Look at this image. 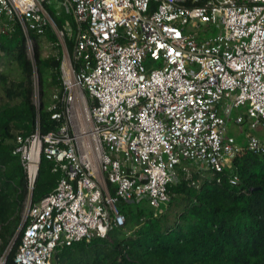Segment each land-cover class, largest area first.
Here are the masks:
<instances>
[{
    "label": "built area",
    "instance_id": "2783aa9c",
    "mask_svg": "<svg viewBox=\"0 0 264 264\" xmlns=\"http://www.w3.org/2000/svg\"><path fill=\"white\" fill-rule=\"evenodd\" d=\"M48 2L0 0V37L20 29L32 61L31 36L50 29L61 53L59 126L17 137L13 154L30 192L41 155L62 177L28 206L15 264H50L59 247L106 239L125 223L120 200L159 212L182 164L224 175L242 150L224 134L233 109L245 110L235 119L246 124L245 150L264 153L254 134L264 123V0H62L70 50Z\"/></svg>",
    "mask_w": 264,
    "mask_h": 264
},
{
    "label": "trees",
    "instance_id": "16d2710c",
    "mask_svg": "<svg viewBox=\"0 0 264 264\" xmlns=\"http://www.w3.org/2000/svg\"><path fill=\"white\" fill-rule=\"evenodd\" d=\"M48 13L58 31H64L66 23L74 28L69 16L53 10ZM31 39L33 64L20 29L12 38L0 37V63L6 61L17 68L12 69L14 80L6 72L0 73L5 101L0 106V263L6 253L4 264H15L22 232L29 222L26 219L21 224L27 196L31 194V206L37 204L62 177L55 164L41 155L30 192L20 158L13 154L17 137L25 140L36 130L41 135L55 132L59 122L51 116L62 110L54 98L62 93L56 35L47 29L43 36L32 35ZM45 43L52 44L53 53L43 57ZM66 44L70 50L67 37ZM34 76L38 105L32 100ZM52 90L56 91L53 97ZM260 126L264 123L254 134L264 143L256 134ZM245 144L222 176L205 172L187 177L182 169L189 164L178 167L174 182L168 186L170 201L157 213L146 201H118L116 210L124 217L123 226L112 227L106 239L59 247L50 264H264V153H249ZM228 175L235 176L238 183L230 185ZM193 182L197 186H192Z\"/></svg>",
    "mask_w": 264,
    "mask_h": 264
},
{
    "label": "rangeland",
    "instance_id": "374dc122",
    "mask_svg": "<svg viewBox=\"0 0 264 264\" xmlns=\"http://www.w3.org/2000/svg\"><path fill=\"white\" fill-rule=\"evenodd\" d=\"M55 8H56V4L53 6V9H55ZM185 29L187 31H189L190 33H192V34H195V30L193 28H191V25H188ZM215 34H216L215 31H210V32H207V33H204V32H201V31L198 32V35L201 38H206V37L207 38H209V37L212 38ZM65 41H66V37H65ZM41 50H42V56L43 57L49 56L50 54L53 53V48H51V46H49L46 43L42 45ZM31 54H33V48H32V50H30V53H29L30 57L32 56ZM12 69L17 70L15 65H7L6 61H5L4 64L2 62L0 63V73L6 72L8 74V76H9L10 80L16 79V75H14L16 72L13 71ZM51 92H52V97H53L56 94V91L52 90ZM38 97H39L38 93H35L34 96L32 97L33 103L35 105L39 104V99L40 98H38ZM2 98L3 97H2V94H1V91H0V106L5 102ZM239 115L245 116L244 108H239V109H233L232 110L230 117L227 118L224 134L227 137L233 138L238 143V146L243 148L244 141H245L246 124H243L241 126H238V125L235 124V119L237 118V116L239 117ZM256 134L258 135V137L264 138V126H260L258 128ZM187 169L189 170L190 176L194 175V174H197V173L202 174V173L206 172V171H204V169H200V168H197V167H194V166H190V167L187 166ZM210 174L213 175L212 173H210ZM176 176H177V171H176ZM30 195L31 194H29L27 196V198H26V200L24 202V208H23L22 215H21V217H22L21 224H23L25 222V220H26L28 206L30 205V201H31ZM11 243H12V241H11ZM5 256H6V253L3 254V257H2L3 260H4Z\"/></svg>",
    "mask_w": 264,
    "mask_h": 264
},
{
    "label": "bare ground",
    "instance_id": "6f19581e",
    "mask_svg": "<svg viewBox=\"0 0 264 264\" xmlns=\"http://www.w3.org/2000/svg\"><path fill=\"white\" fill-rule=\"evenodd\" d=\"M56 4V8L53 9V6ZM48 6L51 10L55 11L57 15L60 14H65L66 16H69V13L67 12L62 0H49L48 2ZM71 18V17H70ZM64 30L67 33V39L69 41L70 44H72V39H73V33H72V26L69 23H66L64 25Z\"/></svg>",
    "mask_w": 264,
    "mask_h": 264
},
{
    "label": "water",
    "instance_id": "95a60500",
    "mask_svg": "<svg viewBox=\"0 0 264 264\" xmlns=\"http://www.w3.org/2000/svg\"><path fill=\"white\" fill-rule=\"evenodd\" d=\"M4 261H5V259H4ZM4 261H3V262H1L0 264H4Z\"/></svg>",
    "mask_w": 264,
    "mask_h": 264
}]
</instances>
